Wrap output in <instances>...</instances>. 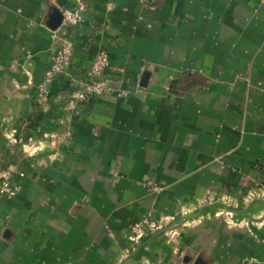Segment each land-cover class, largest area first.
Instances as JSON below:
<instances>
[{
  "label": "crops",
  "instance_id": "obj_1",
  "mask_svg": "<svg viewBox=\"0 0 264 264\" xmlns=\"http://www.w3.org/2000/svg\"><path fill=\"white\" fill-rule=\"evenodd\" d=\"M101 48L109 90L68 105ZM4 171L0 264H264V0H0Z\"/></svg>",
  "mask_w": 264,
  "mask_h": 264
},
{
  "label": "built area",
  "instance_id": "obj_2",
  "mask_svg": "<svg viewBox=\"0 0 264 264\" xmlns=\"http://www.w3.org/2000/svg\"><path fill=\"white\" fill-rule=\"evenodd\" d=\"M85 5L78 1L73 9L63 8L62 15L65 24L76 26L83 21V12ZM51 61L46 70L42 81L39 83L40 96L47 98L50 93V85L61 75H67L71 66L73 50L70 41L65 40L59 47L51 49ZM110 64L109 53L105 48H101L96 54L91 67L86 70L85 76L80 78L78 75H68L69 83L75 86L77 90L69 95L68 105L74 106L80 102H88L94 98L106 94L110 86L105 77V71ZM124 91L119 95H125ZM23 175V173H21ZM11 174L9 171L0 173V195L15 196L20 192V185L10 183ZM153 192H158L162 188L156 185H149ZM164 229L163 222L157 220L153 211H148L141 219L135 221L130 226V239L133 242H139L151 231ZM167 229V228H166ZM165 229V230H166ZM170 237L180 234L177 229H169Z\"/></svg>",
  "mask_w": 264,
  "mask_h": 264
}]
</instances>
